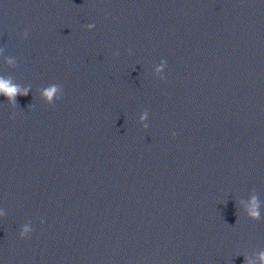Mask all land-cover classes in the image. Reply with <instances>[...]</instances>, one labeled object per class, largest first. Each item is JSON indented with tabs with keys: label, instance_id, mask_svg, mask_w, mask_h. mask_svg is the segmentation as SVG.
Wrapping results in <instances>:
<instances>
[{
	"label": "water",
	"instance_id": "water-1",
	"mask_svg": "<svg viewBox=\"0 0 264 264\" xmlns=\"http://www.w3.org/2000/svg\"><path fill=\"white\" fill-rule=\"evenodd\" d=\"M0 82V264H264V0H0Z\"/></svg>",
	"mask_w": 264,
	"mask_h": 264
},
{
	"label": "clouds",
	"instance_id": "clouds-1",
	"mask_svg": "<svg viewBox=\"0 0 264 264\" xmlns=\"http://www.w3.org/2000/svg\"><path fill=\"white\" fill-rule=\"evenodd\" d=\"M0 89L4 90L7 95L11 98L12 94L16 92V89L13 87H9L7 83L0 82ZM48 95H52V91L48 92ZM253 215H258V213H253ZM264 259V254L261 256Z\"/></svg>",
	"mask_w": 264,
	"mask_h": 264
}]
</instances>
